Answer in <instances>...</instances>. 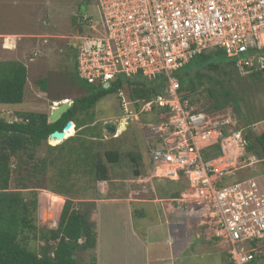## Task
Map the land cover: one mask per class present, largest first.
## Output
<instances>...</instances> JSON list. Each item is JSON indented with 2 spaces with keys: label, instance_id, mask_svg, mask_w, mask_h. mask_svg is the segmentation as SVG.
<instances>
[{
  "label": "built area",
  "instance_id": "obj_1",
  "mask_svg": "<svg viewBox=\"0 0 264 264\" xmlns=\"http://www.w3.org/2000/svg\"><path fill=\"white\" fill-rule=\"evenodd\" d=\"M95 5L100 17L85 16L75 37L78 79L99 88L121 75L133 81L142 76L139 81L162 88L153 99L134 102L120 89V119L162 111L160 123L148 126L161 138L149 153L154 177L163 170L167 176L160 178H184L183 196L201 206L199 226L226 248L227 264H254L264 255V174L241 178L237 172L264 166V160L246 152L245 129L226 136L232 120L221 123L184 98L179 72L216 50L235 60L241 75L264 70V0H95ZM215 146L223 156L226 147L234 153L228 161L234 171L218 166L223 156L205 159ZM188 205L182 211L196 217Z\"/></svg>",
  "mask_w": 264,
  "mask_h": 264
},
{
  "label": "rangeland",
  "instance_id": "obj_2",
  "mask_svg": "<svg viewBox=\"0 0 264 264\" xmlns=\"http://www.w3.org/2000/svg\"><path fill=\"white\" fill-rule=\"evenodd\" d=\"M81 1L0 0V33L38 36L31 39L32 41H26L25 38L21 40L19 36L13 35L14 39L6 43L7 47L14 46L12 50H6L0 44V62L19 61L28 68V83L24 102L19 105H0V115L10 114L15 121H20V115L23 113L50 115L54 110L55 103L66 100L73 102L87 95L89 90L86 86L88 84L73 77L75 50L72 47L75 42V27L72 25V20L77 12L76 6ZM98 14L100 17L95 0H91L86 15H93L96 18ZM198 64L200 62L194 61L180 72L182 83L189 81L185 78V72L188 70L190 73ZM211 76H214L217 81L220 80L217 75L211 74ZM120 79L126 82L123 75L120 76ZM140 79L142 76H139ZM43 80L47 83L45 90L40 84ZM225 87L234 98L239 100L240 109L237 111L233 107H229L220 113L211 114L213 118L221 123L232 120L233 125H229L230 128H240L244 123L248 126L247 130H254L256 126L264 122V74L259 77L241 75L240 79L234 80L230 84L226 83ZM194 107L204 110L205 101L203 98L194 104ZM120 117L121 111L117 94L101 99L90 111V114L84 116L86 120L88 119V126L77 139L73 140L89 142L93 153L96 154L99 151L102 157L108 150H120L122 159L118 165L109 166L108 182L97 183L95 188L87 176L82 180V191L84 189L85 193L94 194L97 189L99 197L101 196L100 198L103 200H131L132 196L133 199L139 197L140 200L160 199L157 204H162L163 209L156 211L155 204L153 206L141 204V202L133 203L132 210L135 218L133 225H128V219H125L126 223L123 222V218L128 215L122 208L118 211L114 209V206L110 209L105 207L103 227L107 229L104 232L116 233L117 236H121L122 240L131 238L135 233L150 244L152 255L162 252L166 259H170L172 256L177 258L187 256L186 264H227L226 248L223 245H219L216 241H210L212 243L207 244L211 247L209 253L204 237L197 236L204 230L202 226H199L201 220L199 216L203 211L201 206H194L191 203L190 197L183 196L187 190L183 192L180 199L174 200V202L173 199H168V193L175 191V183L160 177H154L152 182H149L153 172L143 168L140 161L131 162L130 154L147 153L149 148H157L161 143L160 136L148 127L150 124H155L156 115H141L139 121L131 122L130 126L117 138L107 135L102 129L104 121L107 118L116 120ZM92 120L97 121L96 124H92L93 126L89 124ZM95 125L96 127H94ZM72 128L74 129V127ZM98 132L102 133L100 138ZM47 144L54 146L51 142ZM47 144L39 147L34 157L20 155L12 160V177L8 190L9 192H21L26 196L27 201L33 198L35 193L38 194L39 207L35 218L38 229L44 233L58 228L59 217L66 201V198H63L64 202H55L52 197L55 194L50 192L56 189L54 176L64 167L58 165L54 169L40 170V163L44 158L54 157L49 153ZM227 149L226 147L223 160L219 162L221 167L229 164V159L226 156L229 152ZM54 155L56 156V153ZM230 155L231 153L229 157ZM36 166L39 168L36 169ZM230 166V172L234 171V166ZM239 167L240 165L236 166L238 169ZM263 167L260 163L253 168L238 171L237 176L242 178L254 171L264 174V170L261 169ZM136 168H139L138 170L143 173L140 177L134 176ZM23 185L27 187L26 190H23ZM85 193H82L81 196L86 195ZM131 194L133 195L131 196ZM184 198L187 203L181 204L179 201ZM74 202L79 204L84 201L80 197ZM187 205L192 207V210L195 208L193 213L196 217H189L187 210L182 211V206L186 207ZM196 207L198 208L196 209ZM115 211L118 212L115 214ZM140 212L144 215L141 216ZM120 213L121 216H124L118 217ZM94 214L95 211L92 220L96 223ZM40 231L37 232V241H29L31 249L38 250L39 246L43 244L40 240ZM94 253L78 255L79 263L91 264V259L95 257ZM123 256L125 254L121 253L120 258L122 259ZM260 264H264V258L260 260Z\"/></svg>",
  "mask_w": 264,
  "mask_h": 264
},
{
  "label": "trees",
  "instance_id": "obj_3",
  "mask_svg": "<svg viewBox=\"0 0 264 264\" xmlns=\"http://www.w3.org/2000/svg\"><path fill=\"white\" fill-rule=\"evenodd\" d=\"M72 49L75 50L73 77L78 79L75 70L76 49L74 47ZM194 61H198L200 64L190 73L186 69L185 78L189 81L183 83L180 81V93L183 94L184 98L189 100L192 105L200 102L203 98L205 101L203 111L209 115L220 113L229 107L239 111V100L234 98L225 87L226 83L230 84L232 81L241 78L235 60L228 58L224 51L216 50L203 53L190 63ZM180 72L181 79L182 74ZM211 74L217 75L220 80L217 81ZM261 74H264V70L253 71L249 75L259 77ZM125 81L123 82L119 78L109 89L87 85L89 90L87 95L73 101V107L56 124H50V115L45 113H23L20 115L19 123L14 122L10 125L0 121V264H80L78 255L95 252L98 238L97 226L92 220V215L96 210V200H100L101 196L99 197L97 189L94 194H87L84 189L82 191V180L88 176L95 188L97 183L108 182L109 166L118 165L122 159V153L117 149L108 150L102 157L99 151L96 154L93 153V149L90 148L91 145L89 147V142L73 139H77L82 134L81 132L86 129L88 119L86 120L84 116H88L101 99L114 95L123 89L133 102L138 100L149 101L162 90L153 84H147L146 81ZM27 83L28 68L22 62H0V105L22 104L25 99ZM40 84L45 90L47 83L43 80ZM136 108L139 112L140 105L136 104ZM161 113L162 111L159 110L154 112L156 115L154 122L157 124L160 123L158 116ZM69 122L75 124L76 135L57 146L48 145L50 135L57 130L62 131ZM96 122L92 120L89 124H96ZM244 127L246 129L245 138L249 141L246 152L258 156L263 161L264 122L256 126L252 130V134L250 133L251 130H247L248 126L243 123L240 128L228 126V129L232 131L225 135L230 136L231 132L241 131ZM98 135L100 138L102 133L98 132ZM252 138L255 139L258 147L254 146ZM45 143L49 153L54 157L44 158L40 163V170L54 169L58 165L64 167L54 176L56 189L50 192L66 198L59 217L58 228L46 233L40 231L36 224L35 216L39 207L38 194L35 193L33 198L27 201L26 196L22 195L21 192L8 191L12 177V160L15 157H20V155L34 157L37 149ZM150 152L151 148L148 149L147 154ZM130 155L131 162L140 161L144 166L143 168L150 170L146 154ZM222 156L223 152L220 146H215L205 153L207 161ZM38 168L36 166V169ZM138 169L134 170L136 177L143 174ZM172 183H175V191L168 193V199L178 200L182 193L188 189V183L184 178H181L179 182ZM22 187L23 190L27 189L25 185ZM82 193L86 195L81 196ZM80 197L84 202L76 204L74 200L80 199ZM139 214L144 215L141 212ZM38 231L41 233L40 240L43 244L39 246L38 250L31 249L29 241H37ZM81 240L82 243H80ZM258 261L260 258L254 264H257ZM91 264H97L95 257L91 259Z\"/></svg>",
  "mask_w": 264,
  "mask_h": 264
},
{
  "label": "crops",
  "instance_id": "obj_4",
  "mask_svg": "<svg viewBox=\"0 0 264 264\" xmlns=\"http://www.w3.org/2000/svg\"><path fill=\"white\" fill-rule=\"evenodd\" d=\"M13 35L19 36L21 38V40L23 38H25L26 41H32L31 39H35L38 37V36L32 35V34L31 35H21V34L0 33V42H1L0 44L2 45V42L7 43L6 39L9 38L8 36L14 37ZM75 44H76V41H75ZM75 44H74V46H75ZM4 48L6 50H12L13 49V48L7 49L5 46H4ZM46 50L48 51L49 48ZM2 62H6V61H2ZM112 118H114V117H112ZM112 118H109V119L107 118L104 122L113 120ZM139 120H140V118H139ZM139 120H136V121H139ZM80 130H82V129H80ZM74 132H75V134H74ZM76 133H77V130L74 129L72 131L71 137L75 136ZM250 133L252 134V130L250 131ZM143 154L147 155L146 159L148 162V159H149L148 154L147 153H143ZM148 166H149L150 170L152 171L149 163H148ZM261 169L264 170V167ZM262 170H261V172H262ZM153 179H154V173H152V177L149 178V182L150 181L152 182ZM171 181L172 182H179V181H173V180H171ZM133 194H134V192H133ZM133 194H131V196ZM136 202H141V204H146V205L155 204L156 207L154 209L156 211L163 209L162 204H157L158 202H160V199H156V200H143L142 199V200H140L139 197L133 199V196H132L131 200L130 199H126V200L125 199H123V200H120V199L103 200V198L100 200H96V210H95V214H94L95 217L94 218H96V223H97V228H98L97 229L98 242H97V247H96L94 255H95L97 264H186L187 256H184V258H177V257L172 256L170 259H166L163 256L162 252L157 253L155 255H152V253L150 251V244L148 242L146 243L141 237H139L135 233H134V235L131 236V238L128 236L129 238L127 240H122L121 236H117L116 233L104 232L107 229V228L103 227L104 226V224H103V219H104L103 210L105 207L107 209H110L111 207L114 206L115 207L114 209H116L118 211H119V209L122 208L128 215V217L123 218L124 219L123 222L126 223L125 219H128L127 220L128 225H131V224L133 225L134 217H133L132 205H133V203H136ZM118 211H115V214ZM123 216H121V213H120V215L118 217H123ZM167 219H169V218H167ZM197 236L204 237L206 245L214 242V241L210 242L211 240H209V238L207 237L205 230H203L202 234L197 235ZM207 247H208L207 250H209V253H210L211 247L209 245H207ZM121 253L125 254V256H123L122 259L120 258ZM262 257L264 258V255ZM261 258H260V260H261ZM257 264H260V261H258Z\"/></svg>",
  "mask_w": 264,
  "mask_h": 264
},
{
  "label": "water",
  "instance_id": "obj_5",
  "mask_svg": "<svg viewBox=\"0 0 264 264\" xmlns=\"http://www.w3.org/2000/svg\"><path fill=\"white\" fill-rule=\"evenodd\" d=\"M79 35V34H77ZM119 80V78H116L112 81V83L104 86V89H109L111 87V84L116 83ZM72 102H63L61 103L58 107H56L53 112L50 114L49 117V123L50 124H56L58 123L62 117L73 107ZM4 120V122L6 124H12L14 122H18L19 121H15L13 117L10 116V114H2L0 115V121ZM133 121L132 117H128V118H123V119H114L108 122H104L102 125V129L103 131L109 135V136H113L114 138L119 137V135L121 134L122 131H119L121 128V125L123 123L126 124V128L125 130L128 128V126H130L131 122ZM73 126V124L71 122H69L62 131L57 130L54 133H52L49 137L48 142H52V141H64L65 140V136L66 133L71 129V127ZM254 146L258 147L256 141L254 138H252Z\"/></svg>",
  "mask_w": 264,
  "mask_h": 264
},
{
  "label": "flooded vegetation",
  "instance_id": "obj_6",
  "mask_svg": "<svg viewBox=\"0 0 264 264\" xmlns=\"http://www.w3.org/2000/svg\"><path fill=\"white\" fill-rule=\"evenodd\" d=\"M91 0H82L80 3L77 4V12L75 13V17L72 20V25L75 27V35L74 37L77 36V34H80L83 30V28L85 27V23H84V18L87 13V9L89 8V4H90ZM75 44V42H74ZM4 121V120H1Z\"/></svg>",
  "mask_w": 264,
  "mask_h": 264
},
{
  "label": "bare ground",
  "instance_id": "obj_7",
  "mask_svg": "<svg viewBox=\"0 0 264 264\" xmlns=\"http://www.w3.org/2000/svg\"><path fill=\"white\" fill-rule=\"evenodd\" d=\"M12 39H14V37H9V38H7L6 40V42H8V41H11ZM5 47H7L6 46V43H5ZM12 48H14V46H12V45H10L9 46V48L7 47V49H12ZM192 65V64H191ZM76 70V69H75ZM2 122V121H1ZM10 125V124H9ZM125 128H126V124L125 123H123L122 125H121V128H120V131H124L125 130ZM71 130L73 131L74 129L71 127ZM71 130H69L67 133H66V136H65V139H67L68 137H70V136H72V131ZM232 133V132H231ZM61 142L62 141H52L51 142V144L52 145H54V146H57V145H59V144H61ZM228 148V147H227ZM229 152H227V159H229L230 157H229ZM234 153H231V155H233ZM230 155V156H231ZM223 159H221L219 162H221ZM219 162L217 163L218 164V166H219ZM228 165H231V164H226L225 165V167L226 166H228ZM158 176H160V177H166L167 176V173H165V171H163V170H159V172H158ZM173 181H176V179H174ZM52 197H53V200L55 201V202H57V203H62V202H64V200H63V198L62 197H60V196H57V195H52ZM175 202V201H174ZM188 254V253H187Z\"/></svg>",
  "mask_w": 264,
  "mask_h": 264
},
{
  "label": "clouds",
  "instance_id": "obj_8",
  "mask_svg": "<svg viewBox=\"0 0 264 264\" xmlns=\"http://www.w3.org/2000/svg\"><path fill=\"white\" fill-rule=\"evenodd\" d=\"M2 45H3V42H2ZM64 102H67V100L64 101ZM68 102H72V101L68 100ZM61 103H63V102H59V105H60ZM72 103H74V102H72ZM59 105H58V106H59ZM72 124H73V123H72ZM74 125H75V124H74ZM75 130H76V126H75ZM74 134H75V133H74ZM68 138H71V136L68 137ZM68 138H67V139H68ZM65 140H66V139H65ZM65 140H64V141H65ZM64 141H62V142H64ZM62 142H61V143H62Z\"/></svg>",
  "mask_w": 264,
  "mask_h": 264
}]
</instances>
